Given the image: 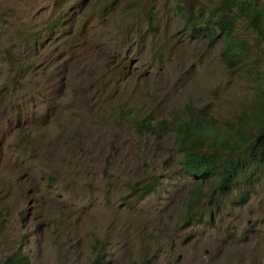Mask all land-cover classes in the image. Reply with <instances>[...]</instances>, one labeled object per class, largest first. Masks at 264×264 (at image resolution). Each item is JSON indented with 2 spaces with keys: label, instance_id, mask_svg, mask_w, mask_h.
I'll use <instances>...</instances> for the list:
<instances>
[{
  "label": "rangeland",
  "instance_id": "1",
  "mask_svg": "<svg viewBox=\"0 0 264 264\" xmlns=\"http://www.w3.org/2000/svg\"><path fill=\"white\" fill-rule=\"evenodd\" d=\"M174 3L206 15L220 0H0L3 51L39 39L37 54L0 51V264L16 247L28 264H90L98 252L104 264H264V172L242 201L244 175L216 206L200 196L192 223L197 183L173 159L174 132L155 123L203 109L237 141L228 124L264 105V34L236 17L234 66L221 36L181 28Z\"/></svg>",
  "mask_w": 264,
  "mask_h": 264
},
{
  "label": "trees",
  "instance_id": "2",
  "mask_svg": "<svg viewBox=\"0 0 264 264\" xmlns=\"http://www.w3.org/2000/svg\"><path fill=\"white\" fill-rule=\"evenodd\" d=\"M232 7L234 15L225 17L223 14ZM173 9L179 16L186 17L181 28L185 29L186 31H184L192 37L197 36L201 31L208 35L210 40L221 36L224 41L222 57L234 66L240 65L239 62L244 54L242 42L233 39V26L236 17L243 16L257 35L264 34V6H260L257 0H220V5L213 7L206 15L203 12H192L179 3H174ZM64 14L65 12L54 19L51 27L57 24L58 18ZM151 18L152 14L148 12L147 19L150 21ZM200 18L202 21H199ZM17 35L15 33V36ZM37 38V34L30 37H15L12 39L11 45L4 51L1 45L0 51L9 53L13 59H17V54L28 56L29 51H38ZM20 45L25 47L20 49ZM249 71L254 72L252 69ZM5 88L6 86L1 89ZM10 90L13 91L12 88ZM252 116L255 117L254 120L251 119ZM176 118L173 121H168L163 117L157 119L155 123L160 129L168 127L174 132V138L181 147L173 159L184 174H189L197 183V188L187 197L186 210L183 214L185 217H192V223H195L199 220L198 214L201 212L196 211L189 214V210L195 205L199 206L200 196H205L209 205L216 206L218 195L229 191L236 184L237 177L244 175L242 179L247 181V187L239 190V198L242 201L249 188L253 190L254 182L252 180L259 179L258 181H261L259 173L253 177L249 176L256 168L260 169V172H264V105L257 107L248 120L242 121L237 118L228 124L229 130L234 129L236 136H241L237 141L224 134L226 131L216 132L213 122L207 118L203 109L188 110L186 117L176 116ZM138 124L140 125L141 122ZM245 132L248 135L244 134ZM209 135L213 143L210 147H205L202 141ZM246 136L251 137L241 147L240 139ZM216 144L226 150L224 156L219 155L215 147ZM260 183L263 184L264 181ZM202 185H206L208 188L203 191ZM136 188L137 190L142 188L141 192H147V194L152 190L145 187V183ZM206 208L211 210V206ZM94 241L102 245L98 237H94ZM104 255L105 252H98L93 259L97 261ZM2 264H28V260L18 249H14L3 257Z\"/></svg>",
  "mask_w": 264,
  "mask_h": 264
},
{
  "label": "clouds",
  "instance_id": "3",
  "mask_svg": "<svg viewBox=\"0 0 264 264\" xmlns=\"http://www.w3.org/2000/svg\"><path fill=\"white\" fill-rule=\"evenodd\" d=\"M37 40H39V39H37ZM39 42V41H38ZM36 47H38V43H37V45H36ZM35 54H37V52H35V51H33ZM10 88H12L13 90L15 89V87L14 86H10V87H8V86H6V88L4 89V91H7V92H11V90H10ZM15 249H18L21 253H23L18 247H16ZM14 250V249H13ZM11 252V251H10ZM24 254V253H23ZM25 255V254H24ZM26 256V255H25ZM27 258V257H26ZM27 260H28V258H27ZM105 260L106 259H102L101 257L97 260V261H95L94 259L92 260V262L90 263V264H104L105 263Z\"/></svg>",
  "mask_w": 264,
  "mask_h": 264
}]
</instances>
